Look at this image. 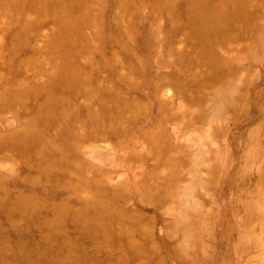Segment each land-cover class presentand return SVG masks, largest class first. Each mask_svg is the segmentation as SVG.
<instances>
[{
	"label": "rangeland",
	"instance_id": "1",
	"mask_svg": "<svg viewBox=\"0 0 264 264\" xmlns=\"http://www.w3.org/2000/svg\"><path fill=\"white\" fill-rule=\"evenodd\" d=\"M161 1L176 6L177 19L151 9ZM186 2L143 0L128 12L116 0L76 4L90 15L71 35L68 64L78 76L66 95L73 104L63 95L53 106L58 115L72 112L58 125L79 122L61 141L44 109L24 124L55 90L48 86L55 63L67 64L53 61L50 37L67 24L68 10L53 7L65 17L57 21L39 12L55 0L2 4L10 9L0 10V89L32 87L37 98L17 111L7 106L17 99H0V198L7 192L5 207L15 210L9 218L0 211V264H46L35 253L56 252V242L44 239L51 228L71 238L80 232L50 210L64 201L62 209L93 212L85 200L97 196L113 198L117 213L105 222L115 232L127 228L145 256L120 262L121 253L109 256L84 238L70 244L84 250L86 263L63 251L59 264H264V0H238L239 12L221 20L203 49L181 23ZM212 5L216 14L231 13L218 0ZM23 29L10 59L11 38ZM19 132L31 136L10 142ZM37 132L54 154L36 148ZM44 159L59 165L52 175L35 170ZM28 250L27 263L20 256Z\"/></svg>",
	"mask_w": 264,
	"mask_h": 264
},
{
	"label": "bare ground",
	"instance_id": "2",
	"mask_svg": "<svg viewBox=\"0 0 264 264\" xmlns=\"http://www.w3.org/2000/svg\"><path fill=\"white\" fill-rule=\"evenodd\" d=\"M10 1L14 2V0H0V10L5 11L9 10L10 5H2L5 2L10 3ZM38 1V0H37ZM79 1L83 0H55V4L51 7H44L43 9H40L41 14H46V16H53L57 21H64L65 17L61 15L59 12H52L53 7H57L58 3H61L64 8H67L68 14L67 17V24H62L59 26V28L56 30L57 32H54V35L50 37V40L53 41L56 44V50L51 52L53 61H57L58 59H63L65 63L67 64H60L55 63L53 67V72H50V77H52L50 82L48 83V86H52L55 88V90H51V92L45 97V100L42 101L41 104L38 105L37 114L33 117L32 121L28 122L27 124H24V127L29 128L32 124H34L42 113V110H46V121L51 124H56L57 130L59 131V137L57 140L61 141L65 133H68L71 131L72 126L79 122V120L76 117L70 118L68 122L61 123L60 125L57 124V120L59 119V115H71L72 112L69 111L70 109H65L59 112V115L56 113V109L54 103L57 102L59 97L62 98L63 95H65L64 99H62V102H65L67 104L68 101V108L73 104L72 99L66 95L67 91H72L73 88L77 85V67L68 64L70 63L71 54L72 51H75L73 48V45L75 44V41L72 40L71 35L75 34V27L82 28L86 23L87 20H89L90 12L87 9H78L76 7V4ZM118 5L121 6V8L128 12L130 8L133 6H142L143 0H116ZM214 0H187L185 3L183 9L185 12V19L182 20L183 25H187L191 27V33L193 35L198 37V43L199 46H202L201 48H204V45L206 42H208V39L212 36L213 33H216L217 29L220 27L221 20H224L225 18L235 15V12H239V2L238 0H218L219 2L223 3L224 6L228 8V11L230 10V14L226 15V13L222 11L219 14H216L217 10L213 7L212 3ZM6 6V7H4ZM37 8H41L37 6ZM162 10V13H164L165 16H167L169 19L175 16H178L176 14L177 8L176 6H173L170 4V6L166 2H159L156 4V6L151 7V9ZM64 12V11H63ZM157 12V11H156ZM161 13V14H162ZM234 13V14H232ZM79 17V18H78ZM155 18V17H154ZM176 18V17H175ZM171 19V20H172ZM177 19V18H176ZM180 19V18H179ZM178 22L175 20L173 21V24H177ZM26 26V25H25ZM24 26V27H25ZM27 27V26H26ZM79 29V28H78ZM81 30V29H80ZM25 30L21 32V34L16 38H11V43L14 47L8 49V55L9 58H13L16 56L17 53V47L14 42H19L23 35H25ZM80 34V33H79ZM78 36V35H77ZM96 42V41H95ZM15 44V45H14ZM146 46V45H145ZM34 53V50H32ZM202 52V51H201ZM68 66H73V70L69 72ZM76 69V71H74ZM73 72V73H72ZM82 74V72H81ZM11 86H17L18 84H11ZM14 89V87L11 89H0V99L7 101L9 98H14L13 104L8 103L7 105L11 111H14L17 109H24L29 106V103L31 100H35L36 94L34 93L35 89H32V87L29 88H20ZM114 99L116 106L119 108L125 107V104L123 101L118 100L115 96L112 97ZM60 102V100L58 101ZM61 103V102H60ZM57 106H62V104L56 103ZM57 108V107H56ZM15 111V112H16ZM14 112V113H15ZM15 115L19 116L20 113H15ZM60 120V119H59ZM16 133V132H15ZM35 133V131H34ZM31 135L27 134V132H19L18 134L10 136V142L14 143H21L24 141H27L28 138H30ZM34 139L36 140L35 146H39L40 149H43V152H45L48 155H52L55 152L52 150H49L46 148L45 145H43V140L39 138V132L36 134H33ZM3 140V139H1ZM34 145V144H32ZM38 146L36 148H38ZM16 150V149H15ZM36 151V150H35ZM59 165H56L49 159H44L39 161V163L36 165L35 170L42 171L45 175H52L53 172L58 169ZM62 170V169H61ZM67 174V173H66ZM33 182V180L31 181ZM74 185V184H73ZM65 188V187H64ZM7 195L8 193L5 192L3 194V197L0 198V211L4 214L5 217L9 218L15 210H13L12 207H5L4 195ZM16 200L20 199V195H17ZM85 202L91 206L94 207V211H90V209L86 208H79V209H62L60 206L64 201L61 202V204H57L58 206H54V209H51L50 212H53V215L57 217L59 220H65L67 216L71 218V221L74 223V225L77 224L79 227V235L77 238L69 237L68 235L65 236L63 233L64 231L56 228H51L50 232L45 234L44 239L49 240L53 239L56 242V252L54 250L53 255L46 254V251H38L36 252L37 259L42 260L43 258H46V264H59L57 262V258L62 254L63 251H66V254L73 262L78 263H86L82 252L84 250L81 249V247L74 248L71 246V242H74L75 240H81L84 238H89L91 241H93V245L100 246L104 248V251L110 256L115 254L116 252L121 253L120 257H118L116 260L123 262L124 260L128 259L127 256L129 254L132 255V257H140L145 256L143 253V250L145 249L141 244L134 241L132 237V233L128 231L127 228L119 230L118 232H115L112 230V225L108 222H105V216L107 213H117L115 211L113 198L112 197H90L85 200ZM4 205V206H2ZM57 207V208H56ZM22 210V209H21ZM22 212V211H21ZM49 212V213H50ZM118 218H121L122 216H119L117 214ZM124 226V225H123ZM17 231L14 227L11 226V230ZM20 235V234H17ZM72 236V235H71ZM22 247V246H21ZM130 252V253H129ZM4 252L0 249V261L2 260ZM30 254L31 252L28 250L24 254L20 256L23 260H25L27 263L30 260ZM82 254V255H81ZM134 255V256H133ZM159 264L161 261L159 260ZM141 264H144V261L141 262Z\"/></svg>",
	"mask_w": 264,
	"mask_h": 264
}]
</instances>
